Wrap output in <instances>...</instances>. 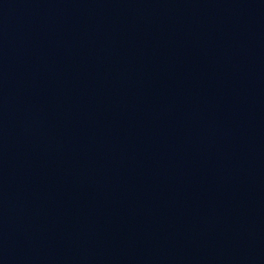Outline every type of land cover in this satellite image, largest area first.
<instances>
[{
  "label": "water",
  "instance_id": "1",
  "mask_svg": "<svg viewBox=\"0 0 264 264\" xmlns=\"http://www.w3.org/2000/svg\"><path fill=\"white\" fill-rule=\"evenodd\" d=\"M0 264H264V0H0Z\"/></svg>",
  "mask_w": 264,
  "mask_h": 264
}]
</instances>
